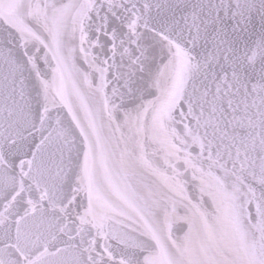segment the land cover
Segmentation results:
<instances>
[{
	"label": "snow or ice",
	"instance_id": "snow-or-ice-1",
	"mask_svg": "<svg viewBox=\"0 0 264 264\" xmlns=\"http://www.w3.org/2000/svg\"><path fill=\"white\" fill-rule=\"evenodd\" d=\"M0 264H264V0H0Z\"/></svg>",
	"mask_w": 264,
	"mask_h": 264
}]
</instances>
